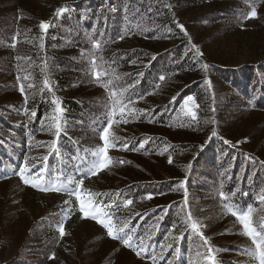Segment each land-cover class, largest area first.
Wrapping results in <instances>:
<instances>
[{"label":"rangeland","instance_id":"374dc122","mask_svg":"<svg viewBox=\"0 0 264 264\" xmlns=\"http://www.w3.org/2000/svg\"><path fill=\"white\" fill-rule=\"evenodd\" d=\"M83 1L0 0V264H206L202 241L186 230L188 213L202 223L217 264H258L245 254L250 241L222 208L220 192L245 209L252 206L254 221L264 217V0H160L168 10L161 20L164 35L132 33L110 44L127 51L125 67L101 81L111 80L109 90L118 93L127 89L125 103L130 97L134 103L127 107L136 112L126 109L129 122L113 124L110 132L119 138L108 153L113 163L89 175L82 187L98 194L91 197L95 201H115L106 211L119 227L127 223L125 232L135 230L130 234L136 251L141 238L147 240L139 256L84 217L74 196L34 189L16 175L27 159L29 167L36 165L33 172L45 166L46 175L79 179L78 169L102 146L98 130L107 126L109 91L94 79L87 52L68 35L69 29L87 31L86 9L78 10ZM60 8L66 11L57 15ZM253 9L256 16L249 18ZM41 22L49 23L47 32ZM59 25L62 37L53 32ZM176 51H183L188 65L166 73L170 62L161 58ZM56 59L75 64L58 67ZM38 61L39 84L31 76ZM150 73L160 75L158 84L142 88ZM63 77L71 78L70 86H59ZM46 94L47 108L37 116L36 100L44 96L46 104ZM187 96L195 103L184 105ZM53 100L62 109L59 137L49 127ZM71 105L91 109L82 114ZM124 200L132 203L125 207Z\"/></svg>","mask_w":264,"mask_h":264},{"label":"snow or ice","instance_id":"6c2138e0","mask_svg":"<svg viewBox=\"0 0 264 264\" xmlns=\"http://www.w3.org/2000/svg\"><path fill=\"white\" fill-rule=\"evenodd\" d=\"M65 11V8H60L57 9L56 14L60 15ZM255 16L256 11L255 9H253L249 13V18ZM49 27L50 25L47 22H41L39 24L41 32H47ZM181 29L183 30L182 26ZM185 34L187 35V33ZM120 38L123 39V36H121ZM42 46L43 45H41V47ZM95 47L98 48L99 44L97 43ZM197 54L199 55L200 53L197 52ZM91 67L94 79L102 83V86L105 88V90L109 91L108 99L110 101V112L107 114V126H102L101 129L98 130L99 138L102 141V146L91 152L92 159L86 162L85 168L78 169V171L81 173L80 178L62 180V173L56 174L55 177H53L50 172H48L46 175L45 166H41L35 172H33L32 168H35L36 165H32L31 167H29L27 159L25 160L24 164L19 167V171L16 173V175L19 176L20 180L25 185H28L34 189L44 192H65L69 196H74L75 200L79 203V211L83 214L84 217L90 218L100 224L106 230L107 236L111 239L119 240L123 244V246L136 251L133 234H130L134 233L135 230L130 229L129 232H125L124 229L128 227L127 223H125L123 227H119L113 222L112 213L110 211H106V209H111L112 204L115 203V201H110L108 204H103V202L101 201H95L91 197L98 194L85 193L82 187L84 179H86L89 175H97L101 170L108 168L110 164L113 163L108 153L110 148L116 147L115 140L119 139L118 137H115L112 132H110V129L113 128V124L129 122L126 116V109L128 113L136 112V109H130L127 107L128 103H134V101H132L130 97L127 98V103H125L123 92L127 91V89H123L118 93L115 90H109L110 86L112 85L111 80L107 81L106 83L101 81V77L107 75V72L98 70V65L96 63L95 57H93L91 60ZM204 67L206 68L207 66L205 65ZM113 78L118 79V77H116L114 73ZM25 79H27V77H25ZM163 79L164 77H161V80ZM205 83H208V81H205ZM28 87H32V85L29 84ZM44 87L49 88L47 81H45ZM20 91L22 94H24L23 85H21ZM172 99L175 100L176 97L174 96ZM189 102H193V104L195 103L192 96H187V98L184 100V105H187ZM25 103H27V97H25ZM53 103L56 104L57 107L54 110L55 114L50 118L51 123L49 127L53 128L55 135L59 137L62 131L59 114L62 112V109L60 108L58 101L53 100ZM25 112L27 113V109H25ZM117 113H119L120 115L119 120L114 119ZM191 115L192 118L195 119V113H191ZM31 116H35L34 111L31 113ZM212 135H216L215 131H213ZM56 143V140L52 141L50 149L51 152L57 151ZM146 143H148L147 140L142 141L139 147L143 148ZM224 143L229 144L230 142L225 140ZM122 147L127 149L128 145L123 144ZM131 150L135 151L136 149L132 148ZM43 160L47 161L48 156H44ZM168 162L170 164L172 163L171 156H169ZM120 163H124V161H120ZM72 185H75V187H73ZM180 187H184V182L180 183ZM147 198L150 199L151 194H149ZM220 199L221 201H226L222 204V208L224 209V211L227 214L235 217L236 222H238L241 226L240 234L247 237L250 241V245L245 250V254L257 260L258 264H264V217H262L259 222H256L253 219L254 209L252 206H248L245 209L240 205L234 204L226 197L225 193L223 192H220ZM259 200L262 204H264V193L259 196ZM64 203L68 204L69 201H65ZM131 203L132 200L123 201L125 207H127ZM185 207H187V196L185 199ZM184 222L187 225L186 230L190 229L193 235L199 236L203 246L206 248V254L203 255V259L206 261V264H217L214 256V248L210 245L208 238L203 234L202 223L199 220L195 219L191 213H188ZM58 231L61 237L65 235L64 226L62 223L58 225ZM181 238H183L182 235L180 237H176L177 240ZM147 239H151V236L149 235ZM140 244L143 245V247L140 248V251H143L147 247V240L141 238ZM161 247L164 246L162 245ZM168 247H171V245L169 244ZM140 251H136V254L138 256L140 255ZM198 255L201 254L198 253ZM153 259L155 260V257H153Z\"/></svg>","mask_w":264,"mask_h":264},{"label":"trees","instance_id":"16d2710c","mask_svg":"<svg viewBox=\"0 0 264 264\" xmlns=\"http://www.w3.org/2000/svg\"><path fill=\"white\" fill-rule=\"evenodd\" d=\"M86 6V7H84ZM86 9L85 23L87 25V31H75L69 29L68 35L74 36V40H78L81 46L78 48L84 49L89 57L96 58V63L98 65L99 71H106L108 76L111 72L123 65L124 60H126L123 55L127 53L123 49H113L110 45L113 42H117L121 36L126 34H139L146 37H154L156 35H164L165 26L161 23V20L166 17L168 10L164 7V4L160 0H85L78 10ZM53 32L56 33L58 37H62L65 34L63 25H59ZM93 32L90 36L86 35ZM99 47H95L96 44ZM183 51L169 52L164 55L162 62L169 61L165 68V72H169L170 69L175 67H185L188 65L182 57ZM125 58V59H124ZM55 66H74V62L65 61L61 59L53 60ZM38 69L34 71L31 76L36 80V83L43 81L42 72V62L38 61ZM88 66H82L81 70H87ZM163 68V67H162ZM155 72H161L158 68H155ZM247 73H251L249 70ZM40 74V75H39ZM160 76L158 74L150 73L146 75L145 80L142 84V88L147 86H156L159 82L156 78ZM162 76V75H161ZM253 75H245V79L250 81ZM225 78L230 80V76L227 75ZM61 79V78H59ZM59 82V86L64 88L70 86L71 78L63 77ZM157 82V83H156ZM156 84V85H155ZM44 96H41L39 100H36L35 108L37 110V116H41L44 110L47 108V94H46V104L43 103ZM72 110L78 113L85 114L86 109H91L90 107L84 108L78 105H71Z\"/></svg>","mask_w":264,"mask_h":264}]
</instances>
